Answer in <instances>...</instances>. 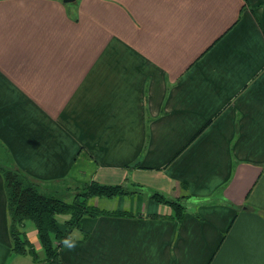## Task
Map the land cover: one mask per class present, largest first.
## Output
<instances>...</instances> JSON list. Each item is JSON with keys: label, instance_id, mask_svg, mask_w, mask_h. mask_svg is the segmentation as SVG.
I'll use <instances>...</instances> for the list:
<instances>
[{"label": "crops", "instance_id": "1", "mask_svg": "<svg viewBox=\"0 0 264 264\" xmlns=\"http://www.w3.org/2000/svg\"><path fill=\"white\" fill-rule=\"evenodd\" d=\"M0 163L143 188L90 198L62 264H264V0H0ZM0 264H48L11 251L1 174Z\"/></svg>", "mask_w": 264, "mask_h": 264}, {"label": "trees", "instance_id": "2", "mask_svg": "<svg viewBox=\"0 0 264 264\" xmlns=\"http://www.w3.org/2000/svg\"><path fill=\"white\" fill-rule=\"evenodd\" d=\"M0 174L3 178L6 206L9 216V234L11 251L15 254H28L33 262L46 261L48 264H62L59 249L62 240L71 236L74 229L80 227L85 216H98L111 213L89 203L93 197L112 198L118 195L135 193L127 190L122 184H102L96 181L85 183L72 200L39 190L32 177L15 166L0 163ZM151 198L156 202L167 204L171 208V218H182L185 207L182 198H170L159 192H153ZM112 214L128 215L124 211ZM66 218L60 226L57 217ZM31 221L36 229L41 254L35 249L22 230L25 221Z\"/></svg>", "mask_w": 264, "mask_h": 264}, {"label": "rangeland", "instance_id": "3", "mask_svg": "<svg viewBox=\"0 0 264 264\" xmlns=\"http://www.w3.org/2000/svg\"><path fill=\"white\" fill-rule=\"evenodd\" d=\"M82 187H83V185L82 186H79L78 187V191H80ZM126 189L127 190H131V191H135V193H139V192L141 193L142 190H143V188L141 186H139V185H134L132 188L126 187ZM65 218H66L65 215H59L57 217L59 224H62L63 223V220ZM27 223H28V226L25 228L26 231H30V228L35 229V226H34V224L31 221L28 220Z\"/></svg>", "mask_w": 264, "mask_h": 264}, {"label": "clouds", "instance_id": "4", "mask_svg": "<svg viewBox=\"0 0 264 264\" xmlns=\"http://www.w3.org/2000/svg\"><path fill=\"white\" fill-rule=\"evenodd\" d=\"M79 239H83L82 234L79 236ZM62 243L66 249L69 251L74 250L77 247V241L74 240L71 236L66 237L62 240Z\"/></svg>", "mask_w": 264, "mask_h": 264}, {"label": "water", "instance_id": "5", "mask_svg": "<svg viewBox=\"0 0 264 264\" xmlns=\"http://www.w3.org/2000/svg\"><path fill=\"white\" fill-rule=\"evenodd\" d=\"M64 3L74 2L75 0H62Z\"/></svg>", "mask_w": 264, "mask_h": 264}]
</instances>
